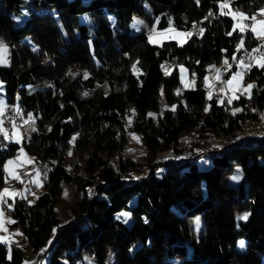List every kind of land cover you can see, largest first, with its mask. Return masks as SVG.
I'll return each instance as SVG.
<instances>
[{
    "label": "trees",
    "instance_id": "trees-1",
    "mask_svg": "<svg viewBox=\"0 0 264 264\" xmlns=\"http://www.w3.org/2000/svg\"><path fill=\"white\" fill-rule=\"evenodd\" d=\"M219 3L0 0V41L8 56V63L0 65V84L6 105L16 98L33 117L36 130L28 136L27 150L43 187L31 204L20 197L2 207L32 251L45 249L46 264H87L84 252L92 264H105L108 253L113 264H264V134L241 136L244 120H257L264 112V69L253 66L247 73L256 87L251 99L239 94L233 101L243 109L235 115L213 96L206 99L201 84L207 66L237 57L241 37L248 53L262 41L250 32L233 31L232 20L220 15ZM231 6L252 16L264 0H233ZM133 17L145 26L156 20L158 30L171 20L177 29L197 24L205 31L182 46L174 41L153 45L145 27L130 30ZM137 61L140 73L134 74ZM178 61L197 84L181 90L175 111L165 110L153 120L146 112L157 109L159 98L170 103L178 85L175 68L165 75L161 65ZM129 114L131 124L125 127ZM127 131L144 140V154L136 160L121 157ZM184 136L191 139L189 145L181 142ZM73 137L71 152L88 150L83 161L87 178L71 175L58 162ZM209 137L228 145L189 159L161 158L197 150ZM17 148L0 138V187L1 166ZM101 149L118 157L116 165L99 154ZM202 156H211L205 168L196 163ZM235 166L243 178L233 186L227 177ZM71 181L77 201L69 208L70 219L62 220L53 205L61 185ZM242 212L249 218L236 221ZM122 213L129 214V223ZM194 217L201 223L196 236ZM8 250L10 258L0 243V264H19L23 250L13 245Z\"/></svg>",
    "mask_w": 264,
    "mask_h": 264
},
{
    "label": "rangeland",
    "instance_id": "rangeland-1",
    "mask_svg": "<svg viewBox=\"0 0 264 264\" xmlns=\"http://www.w3.org/2000/svg\"><path fill=\"white\" fill-rule=\"evenodd\" d=\"M231 8L233 11H235L236 9L241 10L240 7H236V6H231ZM218 10L220 13L219 5H218ZM224 11L227 12L228 8H225ZM258 12L259 11H257V13ZM227 17H229L232 20V30H233L234 21L231 16H227ZM257 18L264 19V17H261V16H258ZM136 20L142 21L141 19L137 17H133L130 23V30L132 32H138L140 31L141 28L145 27V29L148 30L147 41L149 42V35L151 33L153 25H155V29H156V20L150 26H145L144 23L142 25H136L135 24ZM18 21L20 22L22 21V19L19 18ZM18 21L15 20V24H18L19 23ZM109 21L112 23L113 19L109 17ZM244 23L251 25L253 22L251 21V19H249V20L244 21ZM165 29H169V27ZM165 29H162V30L156 29V33L163 32ZM175 29L177 32H180V33H183L185 31H190V32H193V35L199 36L198 34H196L198 32V29H195V30L192 28H189V29L175 28ZM246 32H250L255 37V35L251 32L250 29L246 30L244 33H241V32L240 33L245 34ZM151 34L153 36V40L156 41L155 43H151L153 45H159L164 41H174L178 45H181V41H186L189 38L186 36H177L176 33L171 32V31L167 32L164 37L158 36L155 33H151ZM3 55H5L6 59L8 60L7 52L4 53ZM0 65H5V64H0ZM162 65L165 66L164 68H162L163 73H165V71H168V73L170 74L172 69L175 68L177 72L178 85L173 90V93H172L173 98L170 103H165L162 98H159L157 109L148 110L146 112V116L150 117L153 120H156L157 117H159L165 110L175 111L179 103L181 102V90L185 88H193L197 84L194 74L190 72V70L184 63L178 61L174 63H164ZM212 65H214L215 68H210V66ZM222 65H223V62L219 64L212 63L209 66H207L206 72L201 80V84L205 90L206 99H208V93L211 92L212 96L216 99L217 104L219 105V104L224 103L226 111L229 113H232L233 109L238 108L237 106L233 105V101L236 99H234L231 104L227 103V99L229 96L232 95V92L229 90V86L225 85L223 81L230 79L232 74L235 73L238 69L232 70L228 73L227 76H224L226 73L224 74L217 73L215 71L216 68L222 69ZM181 66L185 70L184 72L181 71ZM206 76L208 77L207 85L205 84V81H204V78ZM182 78H183V82H182ZM193 81H194V84L192 83ZM251 83H252V80H248L247 77L244 76L243 86L246 87L247 84H251ZM1 88H2V85L0 84V100L3 101V104L0 105V108L3 109L6 103H5L3 91L1 90ZM220 88H224V91L223 92L219 91ZM177 90H180V94H177ZM239 94H240L239 92H236L237 96ZM221 98H223V103L219 102ZM7 105L12 108L11 110L14 112L17 120L16 122L15 121L12 122L10 129L7 128L3 122V128L5 129L9 137H13L14 134L18 132L19 133V143L16 142V139H5L4 135L0 134V138L5 143L11 142V143L18 145L16 153L6 158L1 166L3 174H4V183L0 187V192L7 189L8 193H20V195H5L4 196V201H6L5 204H7V200H12L14 198H20V197L25 198L29 202V201H33L43 191L42 179L40 175L41 172L39 168L36 166V164L34 163L33 157L31 156V154H29L27 150V139L30 133L32 132L31 129L33 127L32 126L33 117L31 115V119L29 118V114L31 113L26 111L25 108L18 102L16 98L12 104H7ZM173 106H175V110H173ZM205 108H206V105L204 106V110ZM17 109H19L18 112H17ZM149 113H154L155 116H149L148 115ZM130 117L131 115L129 114L126 118L125 127L129 124ZM0 120L3 121L2 115H0ZM26 121L27 123H25ZM132 134H134L137 139H134ZM263 134H264V112L260 114L259 119L257 120H253V119L244 120L243 128L241 131L242 137L244 136L259 137ZM190 141L191 139L185 136L182 137V140H181V142L186 145H189ZM71 144L72 143L69 144L68 149L59 158V161H58L59 164L62 165L65 168V170L73 176L74 174H77L82 177L83 176L86 178L89 177L90 174H87V170L83 167V161L85 159V156L88 154V150H85L82 152H76V153L71 152L72 154L69 155V152L71 151V146H72ZM227 145L228 143H226L224 139H214V137H209V139L203 142L201 147L197 150H194V151L183 150L181 153L168 152V153L162 154V156L163 158L169 157V156L170 157L176 156L178 158L189 159L194 154H200L203 151L219 150L220 148L226 147ZM144 148H145L144 140L142 136L138 132L127 131L121 157L125 159L130 158L132 160H136L144 154ZM21 149H23V152L26 155H21V151H20ZM99 154L104 158L106 157L109 163L116 165L118 161V157L115 154L108 156L105 153L104 149L99 150ZM210 159H211V156H204V157L202 156L196 159V163L199 167L205 168L208 165ZM9 161H12L13 163L9 164L8 163ZM6 165H7V170L5 169ZM237 168L240 169V167L235 166L227 177V183L229 185L235 186L239 184L242 180L241 179L239 182H234L230 179V177L237 174ZM16 177H19V179H17ZM37 184H39L40 186H37ZM74 188H75V183L73 181H71L70 183H63L61 185L60 194L57 197L53 205L54 215L60 216L62 220L70 219L69 208L72 205H75L77 201V196H76V193L74 192ZM2 204L4 203H0V208H3ZM244 213H247V212H242V213L237 214L235 217V220L239 221L237 220V217L242 216ZM121 217L124 220V217L123 216ZM9 218L12 220V218L5 212L4 228L6 229V231H0V236H5L9 240L13 241V243H11L10 245L6 243H1L7 248L6 257L7 258L9 257V250H8L9 246L13 245L23 250L22 257H21L19 264H46L48 253L46 251L45 253H43L45 249H43V251L41 249L40 251H37V252L32 251L23 241L21 235H15V233L17 232L21 233V229L19 227L12 226V223H8ZM196 219L197 218L194 217L191 220V226H192L195 236L198 234L200 230V227L197 228L196 226ZM127 222L129 223V220ZM200 226H201V223H200ZM238 249L242 250V248L240 247V242L238 244ZM82 260L83 262L87 264H92L91 255L88 252H84L82 256ZM105 264H113L111 253L107 254Z\"/></svg>",
    "mask_w": 264,
    "mask_h": 264
},
{
    "label": "snow or ice",
    "instance_id": "snow-or-ice-1",
    "mask_svg": "<svg viewBox=\"0 0 264 264\" xmlns=\"http://www.w3.org/2000/svg\"><path fill=\"white\" fill-rule=\"evenodd\" d=\"M197 2H199V0H197ZM233 3V0H220L219 3V7H220V15L222 16H231L234 23H233V31H239L241 33H244L246 30H251V32L255 35L257 40L262 41V43L260 45H258L257 48H254L251 50V52L246 53V57H240L239 59H237V57L235 56V54H233L232 56V60L233 62H235L237 64V68L238 70L232 74L231 78L223 81V83L227 86H229V90L232 92V95L228 97L227 99V103L231 104L232 101L234 99H239L240 97L236 95V92H239L240 95H247L249 99H251V89L255 88L256 85L255 83H251V84H247L246 87L243 86V78L244 76L247 75V73L251 70V68L253 66L264 69V19H258V16L264 17V7L259 9V12L256 15H252V16H248L246 13H244L242 10L240 9H236L235 11L232 10L231 5ZM228 8V11L225 12L224 9ZM209 16H212L213 13L209 12L208 14ZM205 19H208V17H205ZM251 19V21L253 22L251 25L244 23V21ZM114 22V21H113ZM136 25H142L143 21L140 20H136L135 22ZM193 28L196 29L198 28L197 24L193 25ZM174 32L176 33L177 36H186V37H191L193 35V32L190 31H185L183 33L177 32L176 29L172 26V21L169 20V29H165L163 32L160 33H156V29H155V25H153V28L151 30V33H155L158 36L164 37L165 34L167 32ZM204 28H198V32L196 34L198 35H202L204 33ZM150 33L149 35V42L150 43H155L156 41L153 40V36ZM226 35H232V32H228L226 33ZM175 38V37H173ZM186 41H181V46L183 45V43H185ZM244 47V40L243 37H241L240 42L236 45V50L240 51L242 48ZM34 51L36 50L35 48L33 49ZM7 52V47L6 45L0 41V64H7L8 61L5 57V55H3L4 53ZM258 54V55H257ZM139 61H137L136 63H134L132 65L133 68V72L134 74L140 73V70L136 67V64H138ZM223 66H227L228 69H230L232 67V64H230L228 62L227 59H225L223 61ZM164 65H161V68H164ZM210 68H215L214 65L210 66ZM181 71L184 72L185 70L183 69V67L181 66ZM215 71L217 73H220V69L216 68ZM165 75H168V71H165L164 73ZM88 73L85 72L84 73V78L87 79L88 78ZM219 78V77H217ZM205 84L207 85L208 82V77L206 76L204 78ZM182 82H183V78H182ZM194 84V81L192 82ZM219 91L223 92L224 88H220ZM161 93L163 94V90H161ZM107 94V93H106ZM177 94H180V90H177ZM85 96L88 95L87 92L84 93ZM212 96V93L209 92L208 93V98L210 99ZM220 103H223V98H221L219 100ZM3 104V101L0 100V105ZM173 110H175V106H173ZM19 111V109H17V112ZM133 115H135V110L133 109ZM205 111L207 112L208 109L205 108ZM243 111V109L241 108H235L232 110V114L235 115L238 112ZM3 114V109L0 108V115ZM149 116H155L154 113H149ZM29 118L31 119V114H29ZM27 123V121L25 122ZM131 124V120L129 119V125ZM15 127V126H14ZM32 131H35V127H32L31 129ZM49 131H51V129H49ZM0 134L4 135L5 139H16V142L19 143V133H15L13 137H9L5 131V129L3 128V121L0 120ZM133 138L137 139L135 137L134 134ZM76 137H73V140L70 141L69 143H73L75 141ZM21 151V155H26L23 152V149L20 150ZM71 151L69 152V155H71ZM9 164L13 163L12 161L8 162ZM5 169L7 170V165L5 166ZM39 175V173H38ZM47 175V173H45V176ZM17 179H19V177H16ZM243 178V173L242 171H240L239 168H237V174L233 175L232 177H230V179L234 182H239L241 179ZM135 179H139V177H136ZM37 186H40L39 184H37ZM5 195H20V193H8L7 189H5L4 191L0 192V203H6V201H4V196ZM23 198V197H22ZM29 203H33V201H29ZM12 205H8V208H11ZM124 217V222H127V219L129 217L128 213H122L121 214ZM250 216V213H244L242 216H238L237 220H247ZM4 218H5V210L3 208H0V231H6V229L4 228ZM8 223H15V221L11 220L10 218L8 219ZM145 223H147V220L145 221ZM196 226L197 228L200 227V221L199 218L196 219ZM53 232L55 233V229L53 230ZM15 235H23L22 233H15ZM0 243H6V244H11L13 243V241L9 240L7 237L5 236H0ZM49 243H51V241H49ZM245 246L244 241H240V247L243 249ZM11 251V249H10ZM43 251V250H42ZM10 258V257H9Z\"/></svg>",
    "mask_w": 264,
    "mask_h": 264
},
{
    "label": "built area",
    "instance_id": "built-area-1",
    "mask_svg": "<svg viewBox=\"0 0 264 264\" xmlns=\"http://www.w3.org/2000/svg\"><path fill=\"white\" fill-rule=\"evenodd\" d=\"M240 57H246V47L242 48V51L238 53L237 59H239ZM229 63L235 64V67H237V64L235 62H229ZM228 72H230V71H228L227 66H223L220 73H228ZM216 85H218V84H216ZM10 109H11L10 106L5 105L3 108V114H2V119H3L4 125L9 129L11 128L12 122L15 121V119H11V117H10ZM169 161H173V160L168 159V160H165L163 162H169ZM163 162H161V163H163Z\"/></svg>",
    "mask_w": 264,
    "mask_h": 264
},
{
    "label": "bare ground",
    "instance_id": "bare-ground-1",
    "mask_svg": "<svg viewBox=\"0 0 264 264\" xmlns=\"http://www.w3.org/2000/svg\"><path fill=\"white\" fill-rule=\"evenodd\" d=\"M246 53H247V50H246ZM228 62H233V60L231 59V60H229ZM223 68V67H222ZM236 69H238L237 67H235V64H232V67L230 68V69H228V71H232V70H236ZM221 70V69H220ZM224 74V73H223ZM12 109V108H11ZM10 109V117H11V119H13L14 118V115L13 114H11V110ZM15 121H16V119H15ZM204 154V153H203ZM161 158H163V157H161ZM169 158H171L170 160H173V161H175L176 160V158H177V160H178V157H170L169 156ZM183 161V160H182Z\"/></svg>",
    "mask_w": 264,
    "mask_h": 264
},
{
    "label": "crops",
    "instance_id": "crops-1",
    "mask_svg": "<svg viewBox=\"0 0 264 264\" xmlns=\"http://www.w3.org/2000/svg\"><path fill=\"white\" fill-rule=\"evenodd\" d=\"M148 33V32H147ZM147 33H146V36H147ZM1 90H2V88H1Z\"/></svg>",
    "mask_w": 264,
    "mask_h": 264
}]
</instances>
